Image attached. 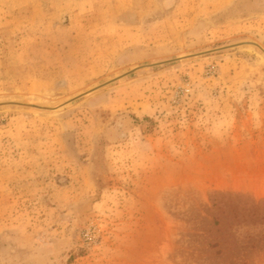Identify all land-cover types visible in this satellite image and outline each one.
Masks as SVG:
<instances>
[{"label":"rangeland","instance_id":"obj_1","mask_svg":"<svg viewBox=\"0 0 264 264\" xmlns=\"http://www.w3.org/2000/svg\"><path fill=\"white\" fill-rule=\"evenodd\" d=\"M0 264H264V0H0Z\"/></svg>","mask_w":264,"mask_h":264},{"label":"water","instance_id":"obj_2","mask_svg":"<svg viewBox=\"0 0 264 264\" xmlns=\"http://www.w3.org/2000/svg\"><path fill=\"white\" fill-rule=\"evenodd\" d=\"M244 44H248V43H241V44H237V45H234V46H239V45H244ZM251 44V43H250ZM252 45H255L256 46V44H252ZM230 47H233V46H230ZM172 61H174V60H172ZM168 62H171V61H168ZM164 63H167V62H164ZM142 68V67H141ZM137 69H140V68H137ZM129 73H132V71L131 72H129ZM129 73H127V74H129ZM127 74H125V75H127Z\"/></svg>","mask_w":264,"mask_h":264}]
</instances>
